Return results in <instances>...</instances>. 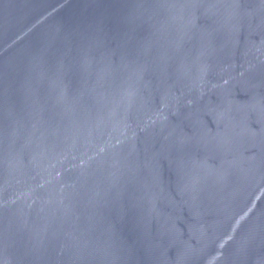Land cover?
<instances>
[{
	"label": "water",
	"instance_id": "water-1",
	"mask_svg": "<svg viewBox=\"0 0 264 264\" xmlns=\"http://www.w3.org/2000/svg\"><path fill=\"white\" fill-rule=\"evenodd\" d=\"M0 264H264V0H0Z\"/></svg>",
	"mask_w": 264,
	"mask_h": 264
}]
</instances>
